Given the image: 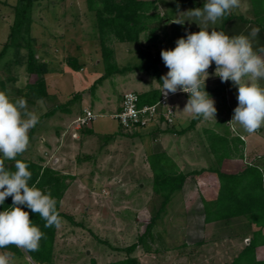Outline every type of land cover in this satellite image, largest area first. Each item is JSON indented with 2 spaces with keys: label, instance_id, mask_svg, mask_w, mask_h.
<instances>
[{
  "label": "rangeland",
  "instance_id": "rangeland-1",
  "mask_svg": "<svg viewBox=\"0 0 264 264\" xmlns=\"http://www.w3.org/2000/svg\"><path fill=\"white\" fill-rule=\"evenodd\" d=\"M203 1L206 0H197L201 3ZM15 2L16 0H0V53L9 34ZM165 8L163 4L159 6L161 13ZM189 10L188 5L183 6L176 13L175 21L182 20L195 32H199L200 26L203 28L205 25L196 21L195 17L182 14ZM231 12L249 19L256 18L252 0H240V6ZM34 16L32 32L37 41V56L48 61L51 70L46 74L48 96L38 99L34 104L25 99L28 110L39 117L77 94L76 99L67 105L69 111L58 108L52 115L41 118L23 153L63 174L72 175L68 177L69 185L60 207L62 211L72 215L73 221L66 218L60 220L53 264H88L90 256L99 262L122 258L125 252L117 251L112 246H128L136 241L141 226L151 215L152 207L159 203L153 195L150 156L158 149H165L175 162L174 165L185 172L210 165L215 159L205 147L204 127H212L224 134L241 132V137L250 143L249 153L248 147L244 146L247 148H244V157L224 159L222 169L236 171L247 163H261L264 169V126L250 134L238 123L230 122L234 109L238 106V87L235 84L228 86L224 94L211 96L217 109L215 119L202 118L195 129L183 135L160 131L151 134L148 133V128L124 129L131 133L143 132L126 133L113 118V113L123 92H143L152 87L162 91V84L157 81L152 70L133 69L125 74L117 73L91 90L92 82L104 72V66L95 13L88 9L87 0H41ZM221 19L215 24H207L209 32L212 29L218 31ZM172 22L166 21L163 28L156 31L157 39L154 41L147 40L143 35L140 43L112 41L110 44L115 50L118 64H142V51L147 56L157 55L160 49L169 50L172 46L169 41ZM241 24L245 30L246 26L241 20L229 21L225 34L229 37L240 35L236 31ZM247 25L253 26L251 23ZM255 42L252 41L253 48L259 43L258 40ZM25 51L26 49L22 50ZM70 56L82 63L80 70L72 69L67 60ZM15 58L12 47L0 58V91L5 92L12 101L23 97L21 89L29 81L26 63H13ZM215 69L213 62L207 70L209 76L205 86L213 87L218 84L220 78L215 75ZM164 73L166 75L167 71ZM11 74L14 79L7 82V88H3L1 80H6ZM258 84L264 87V79L259 80ZM168 94L167 101L173 107L175 125L181 128L193 117L183 111L188 98L184 92ZM222 96H225L224 100H221ZM219 101L222 102L219 104ZM84 108L99 114L86 126L91 127L92 134L76 129V118ZM157 122L161 128L167 126L164 122ZM207 180L210 181L209 184L216 181L212 176H208ZM197 186L195 177L189 174L184 186L176 192L155 226V234L161 230L166 231V234L162 232L161 239L156 237L149 241L150 250H145L141 245L135 250L134 255L140 259L141 264H224L233 258V250L228 245H222V241L218 245L215 243L205 246L198 258L190 259L183 255L187 251L181 250L183 242L191 243L199 237L197 233L188 234L192 230L199 231V227H195L198 225L196 222L184 225L181 222L185 219L184 215L190 214L194 209L195 221L201 222L204 217L202 211L198 210L201 205ZM139 220L142 221L140 224ZM238 225L242 226L239 222ZM204 227V234L201 236L207 238L213 229ZM235 235L236 241H240H235L233 245L237 251L248 239L239 235V232ZM0 254L5 252L0 250ZM259 256L264 257V250H260ZM13 259L14 264H35L26 254Z\"/></svg>",
  "mask_w": 264,
  "mask_h": 264
},
{
  "label": "trees",
  "instance_id": "trees-1",
  "mask_svg": "<svg viewBox=\"0 0 264 264\" xmlns=\"http://www.w3.org/2000/svg\"><path fill=\"white\" fill-rule=\"evenodd\" d=\"M41 0H16L13 5V20L9 28V34L0 53V58L5 55L7 49H14L13 63H26V70L29 73V81L22 88L23 98L34 104L38 99L48 96L46 74L51 70L49 62L37 56V41L33 35V22L36 7ZM206 1L197 2V0H87L88 9L95 13V25L98 33L99 42L102 50V62L104 72L98 76L91 84L90 89L95 90L97 85L102 83L106 78L117 73L125 74L133 69L152 70L157 81L162 84L161 77L165 75V71L169 69L165 66L161 49L157 51V55L141 52L143 63L134 66H120L116 60L115 50L111 46L112 41L140 43L142 35L147 40H156V31L162 29L166 21H173V29L169 34V41L172 46L169 50L176 47V41L179 38H185L189 33H195L193 28L183 22L182 24L174 23L176 13L183 7L188 5L189 9L197 6L203 7ZM253 9L256 18L249 19L242 14L227 12L218 24V31L226 33L227 24L231 20L239 19L243 22L246 29L243 30L242 24L238 27L236 33L247 34L251 28L260 29L259 35L255 39L258 44L254 46V50L264 47V0H252ZM166 6L163 13L159 10V6ZM251 23L253 26H248ZM26 49L25 52H22ZM25 59V61H24ZM68 63L73 70H80L83 65L76 57L70 56ZM13 75H9L6 80H1L3 88H7V82L13 80ZM232 81L222 82L218 80V84L213 87L205 86V91L209 96L222 95L228 86L233 85ZM139 100L138 105L152 104L158 100L161 95L159 88L152 87L143 92H137ZM224 92V93H223ZM121 94L120 103L114 112L121 110V103L124 98ZM189 99V94L184 93ZM75 93L71 100L57 104L53 109L39 116L41 118L52 115L58 108L69 111L67 105L74 99ZM225 96L221 97L224 100ZM222 101H219L220 104ZM83 109L81 110V114ZM159 122L164 120L163 115H159ZM202 119L191 118L187 125L177 128L175 120L171 124H167L165 128H161L158 124L151 126L148 133L153 132H172L177 135H183L188 131L196 128L197 123ZM93 121V120H92ZM90 121V123L92 122ZM39 123V122H38ZM38 123L30 129L28 135L31 139L37 128ZM119 124V123H118ZM84 125L81 129L83 133L92 134L91 127ZM120 128L126 132L123 126ZM80 129V130H81ZM79 130V131H80ZM204 140L210 154L214 156V161L207 167L183 171L171 159L167 150L158 149L149 158L150 167L152 168V189L153 195L158 199L157 206L152 207L151 215L148 220L143 223L138 234L137 240L128 246H112L117 251L125 252L122 258L99 262L96 258L90 256L88 264H141L140 259L134 255L138 246H142L145 250H150L149 241L155 240V226L159 219L162 218L168 206L170 205L174 195L181 190L189 174H199L202 172H214L218 178V192L215 197L209 200L203 199V212L206 221L229 220L231 218L244 219V225L241 226L239 235L248 238V242L233 256L232 259L224 264H264V258L257 256L258 247L264 245V169L256 163H247L242 169L237 171H228L222 169V161L232 156H243L244 139L241 134H224L212 127H204ZM146 131V130H144ZM131 133V132H126ZM143 133L136 131L131 134ZM206 149V150H207ZM27 164L28 170L31 172L29 186L35 185L43 192L51 193L56 200V209L61 218L73 221L71 214L61 210V201L68 188V177L70 174H63L60 170L42 164L30 157L20 154L16 157ZM4 166L7 170L15 171V161L5 160ZM12 206V197H7L3 205H0V211H4ZM25 211L29 212L30 219L35 226H38L44 234L39 242L38 250L26 252L17 248L15 245H9L6 248H0L5 254L11 253L13 257L28 255L35 264H53L56 252V233L57 226L45 227V221L39 214L32 213L26 206H21ZM139 224L142 221H138ZM80 224H82L80 222ZM238 234V233H237ZM159 237L162 232L158 231ZM161 239V238H160ZM100 240V239H99ZM104 241L105 240H100ZM106 243V242H105Z\"/></svg>",
  "mask_w": 264,
  "mask_h": 264
},
{
  "label": "clouds",
  "instance_id": "clouds-1",
  "mask_svg": "<svg viewBox=\"0 0 264 264\" xmlns=\"http://www.w3.org/2000/svg\"><path fill=\"white\" fill-rule=\"evenodd\" d=\"M239 6L240 0H206L202 8L182 13L195 17L205 26L202 28L197 23L199 32L189 33L186 39L179 38L174 49L161 51L162 60L169 69L161 77L162 94L183 91L189 94L183 111L193 118L215 119L214 100L205 91L207 70L214 62L215 75L222 82L232 81L238 87V106L230 122L238 123L251 134L264 126V87L258 84L264 79V47L254 50L252 43L260 29L253 27L248 35L229 37L215 29L209 32L207 27L209 22L215 24ZM183 22L178 19L174 23ZM38 122L39 117L28 110L23 97L12 101L0 91V205L7 197H12V206L0 212V248L15 245L26 252L38 250L44 234L21 206L39 214L45 227L60 224L56 200L50 192L45 193L35 185L30 187L28 182L32 174L27 164L16 160L27 150L28 133ZM5 160L15 161L14 172L5 168ZM0 264H14L13 254H0Z\"/></svg>",
  "mask_w": 264,
  "mask_h": 264
},
{
  "label": "crops",
  "instance_id": "crops-1",
  "mask_svg": "<svg viewBox=\"0 0 264 264\" xmlns=\"http://www.w3.org/2000/svg\"><path fill=\"white\" fill-rule=\"evenodd\" d=\"M237 134H241V136H242L241 132H237ZM232 135H234V133ZM253 143H255V141ZM249 144L250 143H248V142H246V140H244V146L248 147ZM255 145H257V143H255ZM252 146H254V145H252ZM246 147H244L245 150L247 149ZM250 147L251 146L248 147V153L251 149ZM243 157H244V153H243V156H241V158H243ZM258 161H262V160L259 159ZM259 165L261 166V163ZM205 167H207V166H205ZM240 167H242V165ZM193 176L195 177V179L197 181V184H198V186H197L198 192L197 193L200 196L201 208L198 210L202 211V214L204 217L202 218L201 222H198L199 220L195 221L193 218L194 217L193 215L195 214L194 209L191 210L190 214L187 213L184 215L185 219L183 221H181V222L185 223L184 225H191L193 222H196L198 225H196L195 227H197V226L199 227V231L196 230V232H195L192 230V231L188 232V234L191 232L197 233V235H199V237L191 243L183 242V244L181 246V250L187 249L186 253H183V251H182L183 255L188 256L190 259L198 258V257H200V254H199L200 251L203 250L205 246H208L211 244L213 245L215 243L218 245L220 243V241L223 242L222 245H228V247L233 250V252H234L232 254L233 256L236 255L237 252L239 251V249H241L244 246V245L240 246L241 248H238L237 251H236V248H233V245H235V241H236L235 238H237V237H235L236 236L235 234L238 232L239 233L241 232V227L238 225V222L241 225H244V219H242V218H234V219L231 218L229 220L206 221L205 220V214L203 212V199L209 200L210 198H213L216 196V194L218 192V178L214 172H202L199 174H193ZM208 176L214 177L216 179V181L214 183L212 182L211 184H209L210 181L207 180ZM181 222H179L180 225H181ZM204 226H206V227L208 226V227L213 229L212 230L213 232H211V234H209V237H207V238L202 237L204 234V229H205ZM195 227H193V228H195ZM200 229L202 231H200ZM221 229H223L222 230L224 232L223 234H222V231H220ZM160 232H163L164 234H166V231L161 230ZM156 237L161 238V236L159 237L158 234H155V238ZM187 238H188V236L186 235V240H187ZM208 238L211 240H208ZM246 239H248V238L246 237ZM236 242L239 243L240 241H236ZM260 250H264V245L258 247V250H257V256L258 257H260L259 256ZM261 258H264V257H261Z\"/></svg>",
  "mask_w": 264,
  "mask_h": 264
},
{
  "label": "built area",
  "instance_id": "built-area-1",
  "mask_svg": "<svg viewBox=\"0 0 264 264\" xmlns=\"http://www.w3.org/2000/svg\"><path fill=\"white\" fill-rule=\"evenodd\" d=\"M183 92V91H177ZM176 92V93H177ZM169 95V94H167ZM161 97L152 104L138 105L139 96L134 91L124 93V98L121 103V110L113 113V118L117 120L121 126L126 129L138 128L146 129L151 126H155L159 121L157 118L159 115L164 116V122L166 125L171 124L174 121V110L171 104L167 101L168 96L162 94ZM99 114L88 108L83 109V113L76 118L77 130H80L84 125L95 120ZM151 129V128H150Z\"/></svg>",
  "mask_w": 264,
  "mask_h": 264
}]
</instances>
